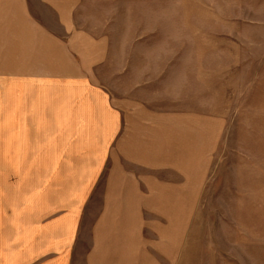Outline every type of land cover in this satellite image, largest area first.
I'll list each match as a JSON object with an SVG mask.
<instances>
[{
  "label": "rangeland",
  "instance_id": "374dc122",
  "mask_svg": "<svg viewBox=\"0 0 264 264\" xmlns=\"http://www.w3.org/2000/svg\"><path fill=\"white\" fill-rule=\"evenodd\" d=\"M28 1L30 18L13 16L12 45L36 26L48 38L34 41L38 51L53 54L42 65L29 58V71L73 61L141 118L128 134L145 140L150 124L165 148L152 154L162 163L123 155L108 170L138 175V239H109L108 258H89L97 202L76 264H264V0H76L72 17Z\"/></svg>",
  "mask_w": 264,
  "mask_h": 264
},
{
  "label": "crops",
  "instance_id": "0c3cea01",
  "mask_svg": "<svg viewBox=\"0 0 264 264\" xmlns=\"http://www.w3.org/2000/svg\"><path fill=\"white\" fill-rule=\"evenodd\" d=\"M38 1V7L57 8L66 17H72L77 6L76 0ZM19 3L13 10L12 0H0V264H76L84 226L92 205L100 201L97 245L87 255L108 258L109 239L125 238L129 246L138 239L133 237L144 208L139 204L138 175L121 181L117 165L112 174L109 167L123 155L140 157L143 165L162 163L164 157L152 154H164V144H156L150 124L142 126L145 140L138 132L128 134L131 122H138L135 128L140 131L141 118L130 115L133 111L126 114L110 92L73 61L69 68L52 69L55 73L29 71V58L42 65L45 57L51 62L53 54L38 51L34 41L48 38L31 25L24 36H16L13 42L19 45L13 47V29H18L13 16L25 22L30 18L31 3ZM12 59L23 67L10 69ZM124 141L125 153H118Z\"/></svg>",
  "mask_w": 264,
  "mask_h": 264
}]
</instances>
